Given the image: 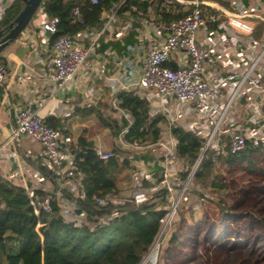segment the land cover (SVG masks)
<instances>
[{
  "label": "built area",
  "instance_id": "1",
  "mask_svg": "<svg viewBox=\"0 0 264 264\" xmlns=\"http://www.w3.org/2000/svg\"><path fill=\"white\" fill-rule=\"evenodd\" d=\"M103 1L88 0L92 5ZM80 2L74 0L69 11L77 30L57 37H54L57 19L49 18L40 5L35 9L32 18L36 31L32 39L47 58V79L52 93H32L21 108L15 109L9 141L25 138L40 147L34 159L51 177H44L33 168L34 177L37 183L48 180L50 188L44 191L54 196L64 221L90 228L105 225L122 212L113 209L108 215L95 216L76 206L75 200L83 198V191L81 175L73 176L72 142L58 129L47 126L39 110L51 94L67 93L73 86L79 92L80 83L85 86V96L92 97L96 90L89 84L98 77L103 84L116 82L120 89L132 91L140 98L152 96L151 101L167 118L159 126L158 139L150 144H126L120 140L121 132L115 141V145L126 151L131 149L133 156H137L136 160L129 158L134 168L130 174L129 198L141 203L159 189L164 191L161 228L139 263L143 264L151 251H158L164 228L205 151H211L212 157H226L243 150L246 142L264 147V77L260 65L264 59V42L254 39L250 22L259 18L257 12L264 15V0H112L106 4L99 21L91 24L81 16ZM210 24H214V30L208 29ZM127 33L136 36L143 56L138 78L124 85L117 80L118 76L107 77L103 72L108 59L112 58L111 44ZM224 52L227 55H223ZM228 55L237 56L238 63L232 64ZM8 76L7 69L0 63V87ZM30 78V71L11 77L22 84L28 83ZM110 104L120 117L127 118L118 108L116 98L113 97ZM237 115L246 117L243 125L234 122ZM175 127L203 141L190 169L176 154L177 141L170 131ZM91 149L98 159L112 156L99 144ZM144 152L152 154V159L143 162L139 156ZM155 162L160 168L158 183H155L154 171L147 169ZM143 181L148 185L144 186ZM62 191L68 196L62 195ZM126 197L120 193L116 196L105 193L95 196L93 202L98 206L116 205ZM48 199L46 196L40 203L43 209H47Z\"/></svg>",
  "mask_w": 264,
  "mask_h": 264
},
{
  "label": "trees",
  "instance_id": "2",
  "mask_svg": "<svg viewBox=\"0 0 264 264\" xmlns=\"http://www.w3.org/2000/svg\"><path fill=\"white\" fill-rule=\"evenodd\" d=\"M111 1L104 0L102 3L92 5L88 0H81L78 3L80 14L88 24L97 22L106 4ZM73 2L74 0L71 2L41 1L40 6L45 14L58 21L54 37L72 34L77 30L69 14ZM20 10V1L13 0L0 17V31L7 30V26L12 23ZM115 98L118 108L128 113L131 121L129 124L124 120L119 123L108 122L97 114L98 122L107 128L103 139L104 150L110 151L112 156L106 160L98 159L91 151L92 144L82 138L76 140L75 144L70 147V152L73 155V176L81 175L80 183L83 191V198L75 200L76 206L95 216L108 215L113 209L122 214L110 219L105 225L92 228L84 224L75 226L73 222H66L59 215L53 195L40 188L28 190L0 178V264H139L145 256L161 228L159 219L164 213L161 209L164 191L159 189L141 203L132 201L129 198L130 193L127 194L128 189L117 180V175L123 167H131L133 170L130 166L131 159L127 158L125 149L113 145L111 140L112 138L117 139L123 132L120 140L126 144L153 143L159 137L156 125L160 118L153 120L148 118L145 103L131 93L119 92ZM81 113L85 116L91 112L86 109ZM44 121L51 128L57 126L50 120L44 119ZM170 131L177 141V156L190 169L200 154L203 141L178 127L171 128ZM259 149L264 153V147L261 145L246 142L243 150L226 157H212L211 151L203 153L193 172V179L209 196L208 199L200 196L203 213L209 220L204 240H207L209 234L214 231H217L218 235L223 238L224 224L221 216L237 217L242 221L245 232L249 234V224L245 218L249 216L255 222V235L260 238L259 243L264 247V213L251 208L249 215L239 214L226 207L225 188L219 170V167L227 164L234 170L244 172L245 162H251L248 153L255 154ZM132 157L133 160L137 158L136 155ZM139 157L144 162L152 159L153 156L144 152ZM27 161L44 177H51L37 160L27 159ZM147 169L154 171L155 183H158L161 175L157 163L155 162ZM143 185L147 186L148 182L143 181ZM121 191H125L127 197L120 204L98 206L93 202L95 196L105 193L116 196ZM253 193L264 194V190L260 192L259 189H254ZM242 194L246 195V191H242ZM62 195L68 196V193L62 191ZM46 196H49L48 206L47 209H43L40 203ZM189 212L192 213L191 210L187 211L183 208L179 210L180 214L183 213V220L192 216L191 214L186 217ZM180 223L181 221L176 217L171 225L172 231L167 238L168 247L173 246L178 235L182 233ZM183 237V239L186 238V236ZM164 251L166 250L160 251L161 260L157 261L158 264L166 258Z\"/></svg>",
  "mask_w": 264,
  "mask_h": 264
},
{
  "label": "crops",
  "instance_id": "3",
  "mask_svg": "<svg viewBox=\"0 0 264 264\" xmlns=\"http://www.w3.org/2000/svg\"><path fill=\"white\" fill-rule=\"evenodd\" d=\"M12 2L13 0H0V17ZM256 14L260 19L250 20L253 27L252 35L254 39L264 42V15L259 12ZM208 29L214 30V24H210ZM34 31H36V25H30V27L21 32L22 34L18 38L9 43L0 52L1 63L9 74V78L0 87V178L11 181L28 190L36 188L48 190L50 188L48 180L37 183L34 177L35 170L27 161V159L33 160L37 156L40 147L25 138L11 142L8 136L9 129L13 123L15 109L21 108L30 94H38L44 91L52 93L51 84L47 79V58L40 53V48L35 45L32 39ZM109 52L112 54V58L108 59L106 71L103 72V75L107 77L118 76L117 80L124 85L127 82H135L140 74L143 56V51L138 49L136 36L133 33H127L120 41L111 44ZM223 55H227V53L224 52ZM228 58L232 64L238 63L237 56L228 55ZM245 62L249 64V61L245 60ZM260 65L262 77H264V59ZM217 66L220 67V64H217ZM28 71L31 73L28 83H16L11 79L17 74ZM255 73L258 74L257 71ZM119 75H124V77L121 78ZM89 86L96 90V94L92 97L85 96V86L80 83L79 92L75 91L73 86L67 93L57 92L53 96L51 94V97L38 113L43 119L57 124L55 128L64 137H68L71 140V147L77 139L82 138L86 142H90L92 146L99 144L103 150L105 149L103 139L106 136L107 128H104L98 122L97 114L108 122L119 123L124 120L128 124L130 123L131 119L128 113L124 111L127 118L120 117L118 112L111 109V99L115 98L119 92L131 93L134 97L143 101L147 107L148 118L152 120L160 118L156 125L157 129H159L162 122H166L165 113L156 103L151 101L152 96L144 95L143 98H140L132 91L120 89L116 82L108 83L107 85L103 84L100 77L90 83ZM81 88L83 92H81ZM86 109L91 113L85 116L82 113L80 114L81 111L84 112ZM152 111L156 112L151 114ZM245 118L243 115H237L234 122L238 125H243ZM182 121L184 122L183 119ZM115 141L116 138H112L111 143L115 145ZM261 152L263 153L262 150ZM251 163L253 162L251 161ZM120 194L127 195L125 191H121ZM167 262L168 260L162 259L160 264H166Z\"/></svg>",
  "mask_w": 264,
  "mask_h": 264
},
{
  "label": "rangeland",
  "instance_id": "4",
  "mask_svg": "<svg viewBox=\"0 0 264 264\" xmlns=\"http://www.w3.org/2000/svg\"><path fill=\"white\" fill-rule=\"evenodd\" d=\"M34 24V18H31L25 29ZM260 149L255 155L248 153V157L253 163L245 162L246 170L244 172L234 170L227 164L219 167L220 177L225 188L226 207L236 213L249 215L251 208L264 213V194L253 193L254 189H259L260 192L264 190V156ZM126 155L129 159L134 155L133 150L127 148ZM131 172V167H123L117 175L119 183L128 189L127 194L131 192L129 175ZM242 191H246V195H243ZM200 196L209 198L202 187L191 178L187 190L179 197L175 213L164 228L163 239H160L161 244L159 242L158 251H151L143 264H157V261L161 260L160 251L162 249L166 250L164 251L165 259L168 260L166 264H264V247L259 243L260 238L255 235V222L249 216L245 217L249 224V234L245 232L242 221L237 217L221 216V221L224 224L223 238L218 235L217 231H214L209 234L207 240H204L209 220L203 213ZM180 208L191 210L192 213H187L186 217L191 214L192 216L183 220V213H179ZM176 217L181 221L180 231L182 233L178 235L175 244L168 247L167 238L172 231L171 225ZM183 236L186 238L183 239Z\"/></svg>",
  "mask_w": 264,
  "mask_h": 264
},
{
  "label": "water",
  "instance_id": "5",
  "mask_svg": "<svg viewBox=\"0 0 264 264\" xmlns=\"http://www.w3.org/2000/svg\"><path fill=\"white\" fill-rule=\"evenodd\" d=\"M21 3V10L14 18L12 23L7 26V30L0 31V52L24 30L31 20L35 9L40 5L42 0H18ZM143 259V258H142Z\"/></svg>",
  "mask_w": 264,
  "mask_h": 264
}]
</instances>
